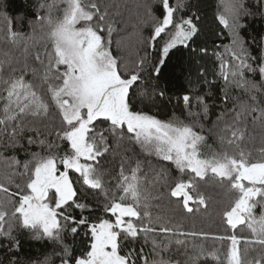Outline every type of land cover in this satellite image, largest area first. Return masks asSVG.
I'll list each match as a JSON object with an SVG mask.
<instances>
[{"label": "snow or ice", "instance_id": "1", "mask_svg": "<svg viewBox=\"0 0 264 264\" xmlns=\"http://www.w3.org/2000/svg\"><path fill=\"white\" fill-rule=\"evenodd\" d=\"M7 7L0 0V264H264V0H218L212 79L201 67L174 96L161 83L170 54L201 31L189 0H35L31 18ZM125 11L134 58L113 49ZM161 103L166 118L144 110ZM165 195L169 212L154 216ZM210 202L222 234L174 219ZM21 234L50 250L20 259ZM209 237L227 245L223 259L198 242Z\"/></svg>", "mask_w": 264, "mask_h": 264}, {"label": "trees", "instance_id": "2", "mask_svg": "<svg viewBox=\"0 0 264 264\" xmlns=\"http://www.w3.org/2000/svg\"><path fill=\"white\" fill-rule=\"evenodd\" d=\"M118 3H123L128 6L129 9H133L135 4L139 0H116ZM8 5L6 9V14L10 17L15 18L18 11L22 12L27 18H31V12L33 10V4L35 0H6ZM189 4L192 6V11L196 12L200 16V28L201 31L194 41L191 43L190 48H179L174 50L170 54L171 64L168 71L164 74V78L161 83L169 89L168 95L174 96L180 91L188 87L189 80L195 81L197 78L198 71L203 67L208 72V78L212 79V69H213V58L211 57V52L213 50V44H219L220 41L214 35L217 30L218 25L215 22V13L217 10L218 0H189ZM4 11L0 10V28L3 27L5 21L3 20ZM129 12L125 11L123 19L118 18V23L116 24L117 31L113 33V49L114 52L121 51L125 58H134L137 47H136V35L133 33L131 24L125 25L124 21L128 19ZM142 34L144 37L150 35V28L148 25H144L142 29ZM121 43V49L116 48L117 43ZM201 47H206L209 50V55L204 56L199 53ZM191 49H196L193 52ZM139 53L143 54V49H139ZM153 55H155L153 53ZM145 111L155 112L160 118H166L171 112V105L161 103L160 110L157 111L155 108L144 107ZM137 154H139L138 147L135 149ZM140 159H146L151 161L152 166L159 167L160 163L155 157H144L139 156ZM119 157L112 161L111 171L115 175L117 170ZM169 167H171L169 165ZM147 170V164H146ZM150 177L154 176V173H149ZM175 175V172H173ZM159 192L166 193V188L157 185ZM208 192L214 197L215 200H219L223 195L218 189H209ZM156 193H154L155 195ZM153 204H159V207H153L152 212L155 216L158 212L165 213L169 212V202L167 196H162L158 201H153ZM174 208V205L171 206ZM219 206L215 203L210 202V206L205 211L201 209L200 211H195L192 214L186 213L182 209H176L174 213V219L180 220L183 218L184 226L188 230L194 229L197 231H204L210 234H222L224 232V226L217 215ZM78 214V213H77ZM171 214V213H170ZM238 234L247 235L246 230ZM86 238L80 237L76 241V245H82ZM72 243L71 239L68 241ZM203 243L206 249L220 248L221 249V259H223L224 250H226L227 245L225 244L223 248L221 247V242L216 241L209 237L208 239H203L198 241ZM21 249L17 254L20 259L27 260L29 258L42 257V254L50 250V246L43 244L39 241H34L27 239L23 234H21ZM145 251L150 250V245H144ZM242 248L248 247V245L242 244ZM4 258V249L0 248V259ZM209 264H215L213 261H209Z\"/></svg>", "mask_w": 264, "mask_h": 264}]
</instances>
